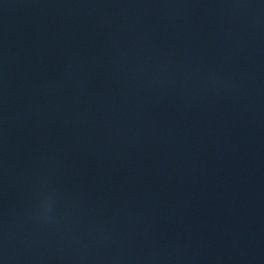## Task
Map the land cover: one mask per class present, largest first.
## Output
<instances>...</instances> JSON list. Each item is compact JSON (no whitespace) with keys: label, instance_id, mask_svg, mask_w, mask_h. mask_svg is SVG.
I'll return each mask as SVG.
<instances>
[{"label":"water","instance_id":"water-1","mask_svg":"<svg viewBox=\"0 0 264 264\" xmlns=\"http://www.w3.org/2000/svg\"><path fill=\"white\" fill-rule=\"evenodd\" d=\"M0 264H264V0H0Z\"/></svg>","mask_w":264,"mask_h":264}]
</instances>
